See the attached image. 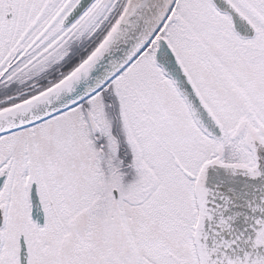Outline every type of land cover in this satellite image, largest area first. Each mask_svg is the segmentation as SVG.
Here are the masks:
<instances>
[{
  "label": "snow or ice",
  "instance_id": "snow-or-ice-1",
  "mask_svg": "<svg viewBox=\"0 0 264 264\" xmlns=\"http://www.w3.org/2000/svg\"><path fill=\"white\" fill-rule=\"evenodd\" d=\"M0 264H264V0H0Z\"/></svg>",
  "mask_w": 264,
  "mask_h": 264
}]
</instances>
